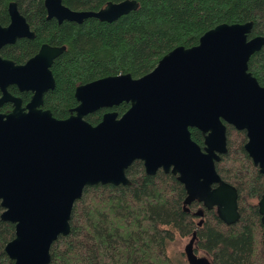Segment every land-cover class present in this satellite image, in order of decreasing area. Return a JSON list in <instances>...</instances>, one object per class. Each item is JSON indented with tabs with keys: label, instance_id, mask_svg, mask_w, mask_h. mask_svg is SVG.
Instances as JSON below:
<instances>
[{
	"label": "water",
	"instance_id": "1",
	"mask_svg": "<svg viewBox=\"0 0 264 264\" xmlns=\"http://www.w3.org/2000/svg\"><path fill=\"white\" fill-rule=\"evenodd\" d=\"M48 19L83 23L88 18L112 23L139 8L136 1L108 3L97 12H76L62 0H45ZM11 22L0 25V51L23 38L35 37L17 3L9 5ZM253 23L221 24L204 34L197 46L178 47L149 74L110 76L76 89L78 106L60 120L44 110V97L55 89V60L66 47L43 45L23 65L0 55L1 219L15 224L16 235L5 251L15 264H50L51 248L70 233L75 203L96 185H130L126 171L142 161L148 175L160 170L178 176L185 206L202 203L216 209L227 225L240 220L237 189L218 174L227 154V126L246 131L245 150L264 175V87L249 72L251 57L264 37L249 39ZM16 86L32 93L24 106L9 92ZM122 103L119 116L105 113L94 126L86 117ZM205 137L201 148L191 129ZM264 226V195L259 201ZM203 216V211L198 212ZM196 234L185 249L189 264H211L194 251Z\"/></svg>",
	"mask_w": 264,
	"mask_h": 264
},
{
	"label": "trees",
	"instance_id": "2",
	"mask_svg": "<svg viewBox=\"0 0 264 264\" xmlns=\"http://www.w3.org/2000/svg\"><path fill=\"white\" fill-rule=\"evenodd\" d=\"M76 12H97L108 3L126 0H62ZM139 8L108 23L88 18L83 23L48 19L45 0H0V25L10 24L9 5L17 3L34 32L0 51V55L23 65L45 44L66 47L51 70L56 87L45 94L44 110L60 120L78 106L77 87L96 80L130 74L134 79L151 73L160 60L178 47L192 48L201 37L221 24L253 23L249 39L264 37V0H130ZM249 72L264 87V47L249 61ZM9 92L21 97L24 106L32 93L16 86ZM2 96L0 90V97ZM12 104L0 111L9 113ZM130 104L100 109L86 117L98 125L105 113L122 116ZM227 126L226 155L216 164L221 178L239 194L240 220L225 224L216 209L194 202L185 206L187 192L178 176L160 170L148 175L142 161L126 171L130 185H96L84 190L73 209L69 235L60 236L51 248L50 264H178L169 245L196 234L195 250L205 253L211 264H264V226L259 201L264 195V175L245 150L246 131ZM202 148L205 137L191 129ZM203 211V216L198 212ZM0 264H15L5 248L15 238V224L1 219Z\"/></svg>",
	"mask_w": 264,
	"mask_h": 264
},
{
	"label": "rangeland",
	"instance_id": "3",
	"mask_svg": "<svg viewBox=\"0 0 264 264\" xmlns=\"http://www.w3.org/2000/svg\"><path fill=\"white\" fill-rule=\"evenodd\" d=\"M226 155V154H225ZM191 238H178L175 242L171 243L169 245V251L171 257L176 261L178 264H189L188 259L185 255V249L187 245L189 244ZM199 256H208L203 252H197ZM209 259V258H208Z\"/></svg>",
	"mask_w": 264,
	"mask_h": 264
},
{
	"label": "flooded vegetation",
	"instance_id": "4",
	"mask_svg": "<svg viewBox=\"0 0 264 264\" xmlns=\"http://www.w3.org/2000/svg\"><path fill=\"white\" fill-rule=\"evenodd\" d=\"M32 32H33V31H32ZM260 37H261V36H260ZM45 45H47V44H45ZM263 47H264V46H263ZM41 48H42V47H41ZM262 49H263V48H262ZM262 49H261V50H262ZM261 50H260V51H261ZM204 147H205V146H204ZM201 148H202V147H201ZM201 204H202V203H201ZM193 236H194V235H193ZM192 238H193V237H192ZM192 238H191V239H192ZM191 239H190V240H191ZM195 243H196V239H195ZM195 248H196V247H195V244H194V251H195V254H196L198 257H204V256H199V255L197 254ZM199 252H200V251H199ZM199 252H198V253H199ZM185 255H186V254H185ZM186 257H187V256H186ZM205 258H207V257H205ZM207 259H208V258H207ZM208 260H209V259H208Z\"/></svg>",
	"mask_w": 264,
	"mask_h": 264
}]
</instances>
